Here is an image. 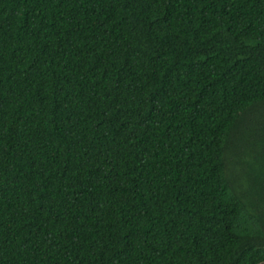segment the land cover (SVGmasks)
I'll return each instance as SVG.
<instances>
[{"label": "trees", "instance_id": "16d2710c", "mask_svg": "<svg viewBox=\"0 0 264 264\" xmlns=\"http://www.w3.org/2000/svg\"><path fill=\"white\" fill-rule=\"evenodd\" d=\"M262 263L264 0H0V264Z\"/></svg>", "mask_w": 264, "mask_h": 264}, {"label": "rangeland", "instance_id": "374dc122", "mask_svg": "<svg viewBox=\"0 0 264 264\" xmlns=\"http://www.w3.org/2000/svg\"><path fill=\"white\" fill-rule=\"evenodd\" d=\"M249 121V119H246V122ZM252 123H246V125L241 126L238 131V136L241 137V141L238 144V147L236 151H229L227 153L228 161H227V168L226 172L229 178H231L233 182V186L240 191H247V181L244 177V168H243V161H246V166L249 168H252V176L254 177V174H256L257 167L256 160L253 157L254 153L250 152L251 149L250 144L252 143L253 139L255 137L253 135V132L249 130V125ZM252 126V125H250ZM249 151V152H248ZM245 163V162H244ZM254 188V187H253ZM255 189V188H254ZM264 264V263H262Z\"/></svg>", "mask_w": 264, "mask_h": 264}]
</instances>
